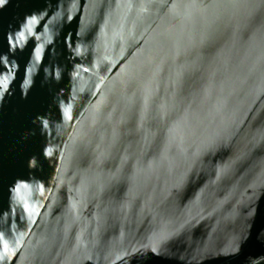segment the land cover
Returning <instances> with one entry per match:
<instances>
[{
	"label": "water",
	"instance_id": "95a60500",
	"mask_svg": "<svg viewBox=\"0 0 264 264\" xmlns=\"http://www.w3.org/2000/svg\"><path fill=\"white\" fill-rule=\"evenodd\" d=\"M5 78L0 264H264V0H7Z\"/></svg>",
	"mask_w": 264,
	"mask_h": 264
},
{
	"label": "snow or ice",
	"instance_id": "6c2138e0",
	"mask_svg": "<svg viewBox=\"0 0 264 264\" xmlns=\"http://www.w3.org/2000/svg\"><path fill=\"white\" fill-rule=\"evenodd\" d=\"M6 3H7V0H0V7H2ZM31 22H34V20L30 21L29 23H31ZM20 35L23 36V33H21ZM0 83H3L4 87H7V78H5L4 81H0ZM4 251L5 252L7 251L6 247L4 248ZM152 252L154 254H158V253H156V249L155 248L152 249Z\"/></svg>",
	"mask_w": 264,
	"mask_h": 264
}]
</instances>
